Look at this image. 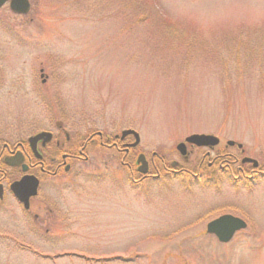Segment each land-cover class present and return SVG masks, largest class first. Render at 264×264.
<instances>
[{
	"label": "rangeland",
	"instance_id": "rangeland-1",
	"mask_svg": "<svg viewBox=\"0 0 264 264\" xmlns=\"http://www.w3.org/2000/svg\"><path fill=\"white\" fill-rule=\"evenodd\" d=\"M29 1L26 16L0 12V87L30 93L26 106L0 110L8 134L55 121L76 139L133 129L140 151L183 166L178 143L209 134L238 165L264 168V0ZM109 157L45 180L40 237L13 220L0 264H264L263 177L135 187L124 172L118 186ZM224 213L247 222L227 243L206 231Z\"/></svg>",
	"mask_w": 264,
	"mask_h": 264
},
{
	"label": "flooded vegetation",
	"instance_id": "flooded-vegetation-1",
	"mask_svg": "<svg viewBox=\"0 0 264 264\" xmlns=\"http://www.w3.org/2000/svg\"><path fill=\"white\" fill-rule=\"evenodd\" d=\"M11 1L6 0L0 6V12L3 8H8L16 15L26 16L31 11L30 9L27 13H17L11 8ZM29 3L31 5L30 1ZM43 76L45 74L42 72ZM46 81L47 78L43 83ZM20 89L24 92L17 94L16 89L0 87V110L28 104L27 96L30 93ZM13 94L19 97H13ZM54 127V129L40 130L25 136L8 134L5 126L0 128V244L11 242L12 232L8 230V226L13 220H21L23 224L28 221L32 225L29 232L35 237H40L43 226V205L40 196L46 184L45 180L68 177L75 171L77 164L91 163L94 160L93 156L98 153L111 154L109 158L114 159L116 164L111 181L118 186L123 182L124 172L129 174L128 181L135 187L143 181L159 180L176 175L212 182L218 176V172L223 176L228 174V179L232 182L253 180L254 175L264 178V168L250 169L238 165L239 158L227 151L225 147H219L220 143L208 147H197L187 143L186 155L180 154L185 163L183 166L176 161L169 164L156 152L148 155L140 151L139 146L134 145L136 140L133 134L123 137L121 132L111 136L92 129L85 136L76 139L64 128L62 122L55 121ZM41 133H48L49 136L39 138L38 135ZM198 149H205V151L198 159L192 160L191 154ZM140 155H143L141 159ZM107 163L105 161V165ZM25 178L29 181L28 186L19 184ZM34 183L37 184L35 195H30L33 192ZM20 196L23 200L19 198ZM50 210L53 212V209ZM46 233L51 232L47 229ZM54 233L66 234L62 231Z\"/></svg>",
	"mask_w": 264,
	"mask_h": 264
},
{
	"label": "water",
	"instance_id": "water-1",
	"mask_svg": "<svg viewBox=\"0 0 264 264\" xmlns=\"http://www.w3.org/2000/svg\"><path fill=\"white\" fill-rule=\"evenodd\" d=\"M6 0H0V6L5 2ZM11 8L13 11L18 13H27L30 9V3L28 0H12L11 1ZM128 134H134L136 137V141L134 145H137L140 142V136L139 133H137L134 130H125L123 131V137H125ZM43 136H49L48 133H41L38 135V137ZM185 142L191 143L193 145L199 146V147H208V146H215L219 143V138L214 135H206V134H193L186 138ZM180 143L177 146V149L182 155H186V143ZM229 145H235L234 141H229ZM239 148H242L241 144H238ZM143 157V155H140V159ZM242 163H252L254 167H257L258 161L245 157L242 159ZM19 184H25L28 186L29 181L25 178L23 179ZM33 192H31L30 195H35V189L37 188V184L34 183ZM20 199L23 200V197L20 196ZM25 199V198H24ZM247 227V223L245 220H243L240 217L231 215V214H224L214 220H212L207 225V231L209 233L215 234L219 241L221 242H229L235 233L241 229H244Z\"/></svg>",
	"mask_w": 264,
	"mask_h": 264
}]
</instances>
